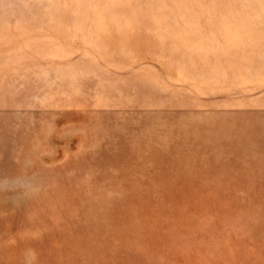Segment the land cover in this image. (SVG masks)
<instances>
[{
	"label": "rangeland",
	"instance_id": "obj_1",
	"mask_svg": "<svg viewBox=\"0 0 264 264\" xmlns=\"http://www.w3.org/2000/svg\"><path fill=\"white\" fill-rule=\"evenodd\" d=\"M21 174L0 264H264V0H0Z\"/></svg>",
	"mask_w": 264,
	"mask_h": 264
},
{
	"label": "clouds",
	"instance_id": "obj_2",
	"mask_svg": "<svg viewBox=\"0 0 264 264\" xmlns=\"http://www.w3.org/2000/svg\"><path fill=\"white\" fill-rule=\"evenodd\" d=\"M29 165L25 164V168ZM40 190L35 177L21 174L15 177H0V193H16L19 198L27 199L35 196ZM37 254L35 250L28 249L25 252V264H35Z\"/></svg>",
	"mask_w": 264,
	"mask_h": 264
}]
</instances>
